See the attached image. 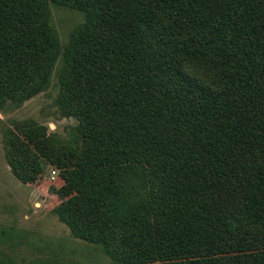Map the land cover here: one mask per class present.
Segmentation results:
<instances>
[{
  "label": "trees",
  "instance_id": "1",
  "mask_svg": "<svg viewBox=\"0 0 264 264\" xmlns=\"http://www.w3.org/2000/svg\"><path fill=\"white\" fill-rule=\"evenodd\" d=\"M49 3L86 18L62 52L80 141L53 159L54 213L113 264H264V0H0V107L49 82Z\"/></svg>",
  "mask_w": 264,
  "mask_h": 264
},
{
  "label": "rangeland",
  "instance_id": "2",
  "mask_svg": "<svg viewBox=\"0 0 264 264\" xmlns=\"http://www.w3.org/2000/svg\"><path fill=\"white\" fill-rule=\"evenodd\" d=\"M44 20L59 48L48 84L0 107V264H113L102 247L76 237L54 213L60 203L55 191L63 181L53 159L80 141L79 120L57 101L62 52L86 18L81 11L49 3ZM37 129L44 139L32 143L28 138ZM17 141L37 154L38 167L27 166L23 154L14 156Z\"/></svg>",
  "mask_w": 264,
  "mask_h": 264
}]
</instances>
